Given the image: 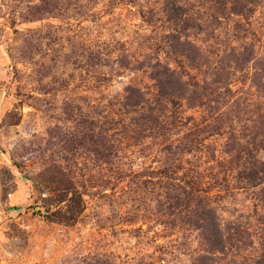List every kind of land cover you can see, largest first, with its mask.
Returning a JSON list of instances; mask_svg holds the SVG:
<instances>
[{
  "label": "rangeland",
  "instance_id": "1",
  "mask_svg": "<svg viewBox=\"0 0 264 264\" xmlns=\"http://www.w3.org/2000/svg\"><path fill=\"white\" fill-rule=\"evenodd\" d=\"M163 1L0 0V264L264 263V2ZM157 60L176 102L124 108ZM165 162L218 231L166 202Z\"/></svg>",
  "mask_w": 264,
  "mask_h": 264
},
{
  "label": "trees",
  "instance_id": "2",
  "mask_svg": "<svg viewBox=\"0 0 264 264\" xmlns=\"http://www.w3.org/2000/svg\"><path fill=\"white\" fill-rule=\"evenodd\" d=\"M37 1L38 2L29 5L33 6L34 11L33 14H31L34 18L37 19L41 18V14L43 13V11H45L39 6H56L55 3L53 5V0ZM129 1L130 3L133 2V0ZM258 1L264 2V0H206V2H211L213 6H227V13H234L239 15L244 14V11L246 10L245 7L255 5ZM187 3L188 0H164L162 2V5L176 6L175 15L173 14V19L176 20L182 18L181 6H186ZM170 19L172 18H169L168 20ZM173 26L174 27L172 28V32L169 34L172 37H175V34L183 33L185 29V26L183 25L178 26V22H175ZM176 40L180 41L179 37L178 39L176 38ZM156 67L158 70H155L150 74L151 79L154 80V90L145 91L139 86L128 85L127 87H125L123 99L121 101V105L124 108L130 107L132 111L135 110L139 112L145 110L146 108L153 110L154 108L152 107L151 102L160 103V100L169 104H174L176 102L175 97L178 96L176 94L177 88H175V85L178 86V82L180 81V77L179 75H177L178 73L173 69H170L168 65L162 63L160 60H157L152 64V69H155ZM195 85L199 86L197 83H195ZM195 99L196 101H199V103H204V95H198ZM156 109L160 110V108ZM148 115L151 117L155 114L150 111ZM176 168V165L165 162V166L163 168L151 171V173H156V175L161 176V178L164 179L161 185V195L167 203H175L179 206L178 209H180L182 212L184 211L185 214L196 217L198 221L197 224H194V227L198 229L209 227L212 230L218 231L220 227L219 225L218 227L217 225H215L214 220H212L211 223H207V220L202 217V215L206 213H212L213 211L215 212L214 208L210 204V197L207 194V191L198 186L192 177L184 175L178 176V174H176V171L174 170ZM254 173L255 174L252 176V179L253 177L263 179L264 168L263 170H259ZM258 173L261 174L257 175ZM206 223L208 224V226H206Z\"/></svg>",
  "mask_w": 264,
  "mask_h": 264
}]
</instances>
